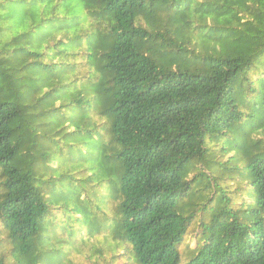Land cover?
<instances>
[{"label": "trees", "instance_id": "obj_1", "mask_svg": "<svg viewBox=\"0 0 264 264\" xmlns=\"http://www.w3.org/2000/svg\"><path fill=\"white\" fill-rule=\"evenodd\" d=\"M87 34L119 165L114 230L92 252L264 264V0H0V224L14 258L0 241V264H76L77 242L56 253L44 236L51 200L35 182L25 103L38 44L76 56ZM201 177L200 212L182 214Z\"/></svg>", "mask_w": 264, "mask_h": 264}, {"label": "rangeland", "instance_id": "obj_2", "mask_svg": "<svg viewBox=\"0 0 264 264\" xmlns=\"http://www.w3.org/2000/svg\"><path fill=\"white\" fill-rule=\"evenodd\" d=\"M42 33L46 38L47 31ZM82 42L85 48L76 56L38 44L43 55L33 67L30 65V98L25 103L29 106L28 129L33 138L30 157L36 185L51 200L46 226L49 232L44 236L56 253L62 251L65 242H77L73 254L76 264H129L124 250L109 249L105 259L92 252L91 246H97L106 236L110 238L114 230L110 202L116 192L119 165L115 142L108 133L112 116L104 113L109 97L105 89L109 85L105 88L98 68V35L87 34ZM61 48L66 50L65 45ZM21 73L28 74L26 69ZM204 177L185 199L179 197L177 209L182 214L200 212L207 191L201 188ZM66 226H72L73 231ZM0 241L2 251L13 261V244L1 224ZM188 245L195 247V240L185 245L186 251ZM189 256L183 253V261Z\"/></svg>", "mask_w": 264, "mask_h": 264}]
</instances>
